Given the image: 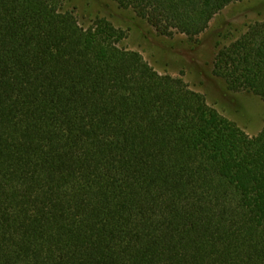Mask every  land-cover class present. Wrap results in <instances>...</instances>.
<instances>
[{
    "label": "trees",
    "instance_id": "1",
    "mask_svg": "<svg viewBox=\"0 0 264 264\" xmlns=\"http://www.w3.org/2000/svg\"><path fill=\"white\" fill-rule=\"evenodd\" d=\"M195 39L243 0H113ZM107 18L0 0V264H264L255 137L156 72ZM214 76L264 101V21Z\"/></svg>",
    "mask_w": 264,
    "mask_h": 264
},
{
    "label": "rangeland",
    "instance_id": "2",
    "mask_svg": "<svg viewBox=\"0 0 264 264\" xmlns=\"http://www.w3.org/2000/svg\"><path fill=\"white\" fill-rule=\"evenodd\" d=\"M63 1L84 28L97 18L110 20L126 34L121 48L140 53L160 75L183 80L190 90L203 95L219 116L250 137L263 130L264 101L252 93L229 91L213 71L221 48L239 40L254 23L264 21V0H243L228 6L195 39L177 32L160 36L134 13L119 9L113 0Z\"/></svg>",
    "mask_w": 264,
    "mask_h": 264
}]
</instances>
